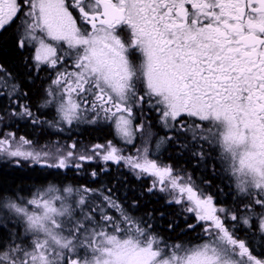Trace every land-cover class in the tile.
Masks as SVG:
<instances>
[{
	"label": "snow or ice",
	"instance_id": "1",
	"mask_svg": "<svg viewBox=\"0 0 264 264\" xmlns=\"http://www.w3.org/2000/svg\"><path fill=\"white\" fill-rule=\"evenodd\" d=\"M9 31L37 72L52 70L40 108L54 116L41 121L21 103L27 93L0 66V92L16 105L0 114V160L57 172L96 161L126 167L152 178L148 190L182 205L201 234L170 245L111 188L52 185L29 199L0 192V264H264V0H0V35ZM145 108L165 130L157 150L174 141L191 143L200 159L218 152L235 208L150 158ZM13 117L58 132L103 122L114 137L37 149L6 130ZM138 133L142 146L125 154L121 145H135ZM19 223L23 234L11 230Z\"/></svg>",
	"mask_w": 264,
	"mask_h": 264
},
{
	"label": "trees",
	"instance_id": "2",
	"mask_svg": "<svg viewBox=\"0 0 264 264\" xmlns=\"http://www.w3.org/2000/svg\"><path fill=\"white\" fill-rule=\"evenodd\" d=\"M24 56V53L18 49L14 32L9 31L0 35V64L19 81L21 87L27 92L28 98L32 103H35L41 96L42 86L41 83L32 82V80H36L33 77V71L29 69V65L25 62ZM18 131L23 132L32 141L44 138L42 137L44 136L43 132L37 134V130L32 126L27 125L21 130L18 129ZM77 131L82 133V137L86 138L85 140L103 139L108 134L105 130ZM80 133H76L77 138H80ZM76 142L81 145V140ZM175 149L177 150L174 153L176 155L169 152L168 149L165 154L173 156L178 164L183 165L184 161L190 167L196 164L197 167L192 169L195 171L200 170L198 179L203 189L211 194L215 201L219 204H227L233 198L236 200L233 201L234 205H230V207L235 208L237 206L239 202L237 195L229 192L226 179L212 171V166L215 164L220 166L219 159H216L215 155L210 156L211 158L200 159L192 155V153L184 151V148L178 147ZM212 159L214 160L212 161ZM215 159L218 161H215ZM85 180L86 178L81 176H71L69 173L64 174L63 170L57 172L54 169L35 165L26 164L25 167H17L12 164L11 166L0 165V192H3L6 196L11 193L26 195L32 190L49 184L58 186L71 185L73 187L89 185L90 188L98 189V181L88 184ZM101 181L109 188L114 186L115 183L118 192H113L112 195L121 202L125 210L137 219L151 220L153 229L167 242L171 244L190 242L199 234L198 230L188 228V224L192 223L186 220L193 218V215L183 211L182 205L166 202V197L162 195L165 193L153 191V193L148 194L145 192V184L136 182L134 179L128 180L122 177L116 183L111 174L106 175Z\"/></svg>",
	"mask_w": 264,
	"mask_h": 264
},
{
	"label": "flooded vegetation",
	"instance_id": "3",
	"mask_svg": "<svg viewBox=\"0 0 264 264\" xmlns=\"http://www.w3.org/2000/svg\"><path fill=\"white\" fill-rule=\"evenodd\" d=\"M18 49L22 53H24L25 62H27V64L29 65V69H31L33 71V77L35 78L36 81L32 80V82L41 83V86H42L41 96L39 97L37 102L32 103V101L28 98V95L21 96L20 102L28 104L31 107L32 111L37 116H39L41 121H51L53 119V116H54V111L52 109L40 108V105L42 104V102L45 98V89L49 87L51 80L53 78L52 70L41 69L39 72H37L33 66V61L31 59V57H32L31 51L29 49H20L19 47H18ZM0 66H2V65L0 64ZM6 71L9 72L8 70H6ZM11 77L18 84L19 91L23 92V93H27L21 87L19 81L16 80L12 74H11ZM9 107H16V105L10 104L9 100L6 98V95L3 92H0V112H2L1 110H3V113H5V110L8 109ZM137 112H139V110H137ZM144 112H145V119H146L145 128L147 130V127H148L147 122L150 121L151 122V130L154 133L152 138H151V142L149 144L150 158L156 159L158 163L169 164L174 169H176L177 171H180L182 173H185V172L189 173L192 177V180L200 188L203 189L202 184L200 183V181L198 179V175L200 173V170L195 171L192 169V168L197 167L196 164H194V166H192V167H190V165H188V163H186L185 161H184L183 165L178 164L177 162H175V158L173 156L165 154V151L167 149L169 150V152H171L173 154L177 152V150L175 148H178V146L175 144L174 141L166 143L165 145L161 146V148L159 150L156 149L155 145H156L157 139H158V137L165 135V130L158 124V118H157V114L155 112H149V110L147 108L144 109ZM140 119H141V117L138 115L136 123H139ZM7 122H8V125L12 129L16 128L17 130L18 129L21 130V128H23L27 125L32 126L37 130V134L43 132V134L47 136V139H50V140L54 141L55 143L59 142L61 145L71 143L73 140H75V141L81 140V143H80L81 145L90 146L94 143H105L106 141L113 140V137H114V133H113L111 125L108 123H103V122H98L97 124H94V125L81 124L73 132H58L55 129L49 127L47 123L33 124L27 119H18L16 117L12 118L11 120H8ZM12 126H14V127H12ZM77 130H81L83 132L84 131L88 132L90 130H92V131H94V130L95 131L105 130V131H107L108 134L103 139L85 140L86 138L82 137V133L78 132ZM76 133H80V138H77ZM19 134L22 137L28 138L25 134H23V132H19ZM37 137H40V136H37ZM113 142H115V141H113ZM121 146L124 147L125 154H133L134 155L135 154V148L142 146L140 134L139 133L137 134V140H136L135 145H126V146L121 145ZM173 148H174V151H173ZM184 151H188L190 153H193L194 151H199V149L194 147L190 143L188 148H184ZM205 151L207 153L211 150L208 149L207 147H205ZM174 155H176V154H174ZM213 155H215L216 159H219L220 166L215 164L214 166H212L213 167L212 171L215 172L216 174H220L221 177H224L227 181V185H228L227 188H228L229 192L231 194L236 195L235 182H234L233 178H231L230 175L225 171V166L221 162L219 155H218V152H212L211 156H213ZM206 158H211V157L207 156ZM216 159H215V161H218ZM213 160L214 159H212V161ZM219 169H220V172H219ZM55 171H57V170H55ZM93 171H96V173H97V175L95 177H93L91 175V173ZM63 173L64 174L69 173L71 176H81L83 178H86L85 182L88 184L91 182L98 181V185H99L98 189H100V190L105 189V188H109L108 186L104 185V183L101 181L106 175L111 174V176L114 177L116 183H117V181L119 182L122 177L124 179H128V180L134 179L136 182H142L145 184L144 188H145L146 193H148V194L153 193V191L150 192L148 190L149 184H150V181L152 178H150V177L137 178V176L134 173L130 172L126 167L117 166V165L112 164L111 162H109L108 164H104L103 161H96V162L91 163V164H85L83 169H72L71 171L63 170ZM87 187H89V185ZM111 189H112V193L118 192V188H117V185L115 183H114V186L111 187ZM234 200H236V199L232 198L231 200H229V203H227V204H219L217 201H214V202L218 206L225 207V205H226L227 208H231L230 205L231 206L234 205V203H233ZM3 216H4L3 212H0V218H3ZM186 221H190L192 224L196 223L194 218H189ZM12 223H15V221L13 220ZM197 226H198L197 228H199V225H197ZM11 230L13 232L23 234V229H22L20 224H17L16 227L14 229H11ZM198 233L199 234L197 236H195L193 238V240H191L190 242H193V243L199 242L197 240V237L201 233L200 232H198ZM239 238L247 240L248 237L243 235V234H239ZM168 243L171 245L170 242H168ZM182 243H189V242H182ZM257 251H259V248H257Z\"/></svg>",
	"mask_w": 264,
	"mask_h": 264
},
{
	"label": "rangeland",
	"instance_id": "4",
	"mask_svg": "<svg viewBox=\"0 0 264 264\" xmlns=\"http://www.w3.org/2000/svg\"><path fill=\"white\" fill-rule=\"evenodd\" d=\"M2 112H3V110H1ZM2 112H0V114H4V113H2ZM14 118V117H13ZM8 120H6L5 121V123H7V125H8V122H7ZM0 127H2V125H0ZM7 131H11V132H14V133H16V135L18 136V137H21V135L19 134V132H18V130L16 129V128H14V129H12L9 125H8V127H7V129H6ZM42 137H44V138H42V140H37V139H35V140H33V144H34V146L35 147H37V149H39L40 147H43V146H45V145H49V146H51L52 144H54L55 142L54 141H52V140H50V139H47V136L46 135H44V136H42ZM1 164H6V165H9V166H11V162H8V161H3V160H0V165ZM12 165H14V166H16L15 164H12ZM26 166V164L25 165H22V166H20V167H25ZM49 186H52V185H47V186H43V187H40V188H37V189H35V190H32L29 194H26V195H21V194H18V196H20V197H22L23 199H29V198H31L32 197V195H34L37 191H41V190H43V189H46L47 187H49ZM56 186V185H55ZM162 195H164L165 197H166V194H162ZM214 201H215V199H214ZM20 225H21V227H22V229H23V224L22 223H19Z\"/></svg>",
	"mask_w": 264,
	"mask_h": 264
},
{
	"label": "bare ground",
	"instance_id": "5",
	"mask_svg": "<svg viewBox=\"0 0 264 264\" xmlns=\"http://www.w3.org/2000/svg\"><path fill=\"white\" fill-rule=\"evenodd\" d=\"M208 188V187H207Z\"/></svg>",
	"mask_w": 264,
	"mask_h": 264
}]
</instances>
